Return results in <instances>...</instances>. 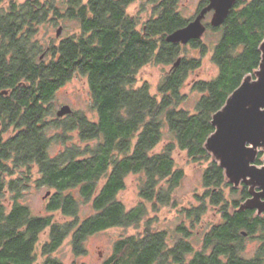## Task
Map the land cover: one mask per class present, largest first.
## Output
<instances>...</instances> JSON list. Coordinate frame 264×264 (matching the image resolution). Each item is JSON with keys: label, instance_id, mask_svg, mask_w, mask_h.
Segmentation results:
<instances>
[{"label": "trees", "instance_id": "1", "mask_svg": "<svg viewBox=\"0 0 264 264\" xmlns=\"http://www.w3.org/2000/svg\"><path fill=\"white\" fill-rule=\"evenodd\" d=\"M133 1L87 0L82 5V33L47 48L37 37L47 21L43 7L26 4L17 11L21 16L9 12L17 9L14 0L1 8L0 264H62L53 255L67 238H72L77 256L85 255L88 236L112 227L139 226L147 215L146 203L155 211L174 205V191L185 176L176 165V149L186 151L192 162L209 163L203 192L195 194L198 204L181 209L190 227L200 223L210 207L220 214L204 233L202 249L183 238L169 245L167 232L147 221L143 232L119 238L103 264H264V217L232 210L239 202L227 198L231 183L205 147L215 131L213 114L260 68L264 0H237L224 24H207L208 30L221 33L212 53L219 71L213 79L193 84L201 94L193 111L183 107L187 96L181 88L202 59L181 56L186 45L167 40L192 19L179 12L180 0H148L153 14L139 27L126 11ZM207 2L202 0L200 8ZM188 44L201 56L211 51L202 38ZM149 63L171 65L157 93L147 82L136 86L140 69ZM76 75L87 78L95 120L79 110L62 117L54 112L56 92ZM54 144L61 146L56 154ZM257 164H262L261 157ZM132 173L143 174V179L141 202L129 209L118 194ZM32 185L52 189L47 210L72 220L34 214L23 203ZM74 190L91 202L93 214L80 218ZM46 230L49 240L41 248L40 262L36 249ZM177 230L191 235L183 224ZM246 232L249 237L257 233L260 242L251 258L242 254Z\"/></svg>", "mask_w": 264, "mask_h": 264}, {"label": "rangeland", "instance_id": "2", "mask_svg": "<svg viewBox=\"0 0 264 264\" xmlns=\"http://www.w3.org/2000/svg\"><path fill=\"white\" fill-rule=\"evenodd\" d=\"M8 2L10 0H4ZM15 2H22L25 0H14ZM87 1V0H85ZM202 0H180L178 3V10L188 19L196 15L198 7ZM129 13L140 17L142 21H146L153 14V4L148 0H138L132 3L128 9ZM212 15L204 21L206 24L210 23ZM63 26L62 33L57 36V31ZM141 27V26H140ZM80 24L77 21L70 19H63L61 23L53 24L52 21L44 22L39 26L37 37L41 40L44 48H47L51 42H58L62 38L73 34H79ZM221 33L211 30L206 31L203 36V41L210 44V52L201 56L198 50L192 48L189 44H185L186 48L181 56L201 57L202 64L197 69L190 72L181 92L187 96L183 103V107L193 111L201 96V94L194 90L193 84L198 80H211L218 74V66L212 60L213 45L220 39ZM171 65L149 63L142 67L137 76L136 86L143 83H149L153 93H157L158 85L164 75L169 72ZM64 105H70L73 110L85 112L89 118L97 119V111L93 108L91 93L87 78L82 75H76L72 80L62 86L55 95L53 102L54 112H57ZM57 116H50V119H55ZM53 134L56 130L51 131ZM164 144H161L158 149H161ZM61 149L60 144H54L52 153L56 154ZM174 158L177 167L184 169L185 176L180 185L174 191L175 204L160 207L155 211L152 205L147 204V215L139 226L130 227H112L88 236L86 240L87 254L76 256L71 245V237L67 238L64 244L54 253V257L59 259L62 264H102L114 252L115 242L123 237L129 235H136L138 232H143L147 221L151 222V226L155 230H164L167 232V240L169 245H173L180 238L187 239L196 249H202L204 240V233L208 228L220 220V214L214 208H209L207 213L202 217V221L194 227H190L189 220H184L185 215L181 214V209L191 207L198 204L195 194L203 192V175L204 171L209 165L208 162L195 163L189 158L186 151L176 149ZM143 174L132 173L126 179V187L118 194V199L121 200L127 208H132L141 202L140 186L142 184ZM227 190V196L231 197V190ZM49 193V195H47ZM53 190L47 186L32 185L25 191L23 203L30 206L33 213L36 215H52L60 222L70 221L72 219L65 217L60 211L49 212L46 208L48 198ZM74 194L80 203V218H85L95 211L91 202H85L84 199L74 190ZM188 226L191 235L186 237L183 233L177 230L179 225ZM49 230L42 232L40 241L37 245L36 253L38 261L43 259L41 248L48 240ZM260 245L259 240L254 237L247 240L244 256L251 258L254 256L256 250Z\"/></svg>", "mask_w": 264, "mask_h": 264}, {"label": "water", "instance_id": "3", "mask_svg": "<svg viewBox=\"0 0 264 264\" xmlns=\"http://www.w3.org/2000/svg\"><path fill=\"white\" fill-rule=\"evenodd\" d=\"M236 2L237 0H209L194 19L170 33L167 40L188 44L192 40L203 38L208 29L204 22L206 15L213 11L210 24L214 27L221 26ZM61 32L60 27L57 35H61ZM261 52L262 61L255 76L248 75L228 97L225 105L213 114L215 131L208 137L205 145L231 183L238 186L244 181L250 187L252 196L241 205V210L257 209L259 213L264 212V157L263 163L257 164L259 150H264V40ZM72 111L70 105H64L57 111V115L62 117Z\"/></svg>", "mask_w": 264, "mask_h": 264}, {"label": "flooded vegetation", "instance_id": "4", "mask_svg": "<svg viewBox=\"0 0 264 264\" xmlns=\"http://www.w3.org/2000/svg\"><path fill=\"white\" fill-rule=\"evenodd\" d=\"M138 0H135L133 1L132 3L136 2ZM86 2L85 0H39V3L38 4H35L33 2V0H25V1H22V2H15V4L17 5V9L16 10H9L10 13H13L17 16H21L19 13H17V11H21L23 9V7H25L26 4H30V5H33V7H35V9H39L41 7H43L46 11V15H47V21H52L53 24L55 23H61V21L63 19H70V20H74V21H77L79 24H80V31H79V34L82 33V5L83 3ZM209 2V0H208ZM208 2L206 4H208ZM130 3L127 8H126V11L127 13L130 15V16H133L134 18H136L138 21H139V27L141 25H143L146 21H142L140 19V17L136 16V15H132L129 13L128 9L130 7V5L132 4ZM11 6V3L10 1L8 2H5L3 0V2L0 3V14L2 13L1 11V8L5 7H10ZM28 6V5H27ZM200 5L198 7V10L196 12V15L198 14V12L200 11ZM33 13V12H32ZM213 15V11H210L207 15H206V19L208 18L209 15ZM195 15V16H196ZM30 16L32 17V15L30 14ZM195 16L191 19H194ZM205 19V20H206ZM46 21V22H47ZM60 27L63 29V26L60 25ZM62 33V32H61ZM58 36V35H57ZM60 36V35H59ZM71 36V35H70ZM73 110V109H72ZM75 111V110H74ZM262 158L263 160V157H264V150L260 149L259 150V153H258V158ZM258 160V159H257ZM263 163V161H262ZM258 165H261V164H258ZM227 180L229 181V179L227 178ZM230 182V181H229ZM231 183V182H230ZM228 189H233L235 194H232L231 193V197H228V199H230V203L232 202L231 200L235 199L236 201L239 202V204L233 208L232 210L234 209H239L241 210V205L247 200L249 199L252 194L250 192V187L243 181L241 182L238 186H235L233 183H231L230 187H228ZM258 191L260 190L259 188H256ZM229 206L231 204H228ZM245 210H250L252 211V213L254 214V217H264V212L263 213H259V211L257 209H245ZM190 230V229H189ZM246 237H247V240L250 239V238H253L255 240H259L258 238V234L255 233L254 236L252 237H249V235L247 234V232L244 234ZM70 238V237H69ZM72 239V238H71ZM48 240H49V234H48ZM47 240V241H48ZM187 240V239H185ZM188 241V240H187ZM204 244V242H203ZM203 244H202V247H203ZM247 244V241L245 243V245ZM71 245H72V242H71ZM193 246V245H192ZM73 247V245H72ZM194 247V246H193ZM201 247V248H202ZM196 249V248H195ZM246 249V248H245ZM198 250V249H196ZM201 250V249H199ZM73 251H74V248H73ZM88 251V249H87ZM244 252L245 250L243 251V255H244ZM75 253V252H74ZM113 254V253H112ZM76 255V254H75ZM77 256V255H76ZM82 256V255H80ZM192 254H190V256H188L187 259H192L191 258ZM103 264V263H102Z\"/></svg>", "mask_w": 264, "mask_h": 264}]
</instances>
